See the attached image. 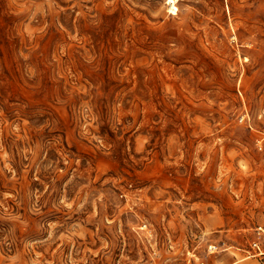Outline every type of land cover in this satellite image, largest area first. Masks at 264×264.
Wrapping results in <instances>:
<instances>
[{"label": "rangeland", "instance_id": "rangeland-1", "mask_svg": "<svg viewBox=\"0 0 264 264\" xmlns=\"http://www.w3.org/2000/svg\"><path fill=\"white\" fill-rule=\"evenodd\" d=\"M259 227L264 0H0V264H264Z\"/></svg>", "mask_w": 264, "mask_h": 264}, {"label": "built area", "instance_id": "built-area-1", "mask_svg": "<svg viewBox=\"0 0 264 264\" xmlns=\"http://www.w3.org/2000/svg\"><path fill=\"white\" fill-rule=\"evenodd\" d=\"M264 233V228L263 227H259V234ZM255 246H257V243H254Z\"/></svg>", "mask_w": 264, "mask_h": 264}]
</instances>
